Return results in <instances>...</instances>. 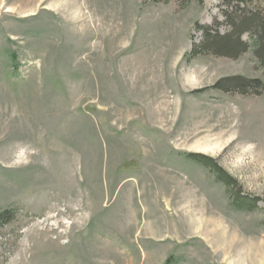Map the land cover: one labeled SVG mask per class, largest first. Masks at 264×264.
Masks as SVG:
<instances>
[{"label":"rangeland","instance_id":"obj_1","mask_svg":"<svg viewBox=\"0 0 264 264\" xmlns=\"http://www.w3.org/2000/svg\"><path fill=\"white\" fill-rule=\"evenodd\" d=\"M223 8L0 0V264H264L258 43L191 54ZM236 75L261 87L214 86Z\"/></svg>","mask_w":264,"mask_h":264},{"label":"trees","instance_id":"obj_2","mask_svg":"<svg viewBox=\"0 0 264 264\" xmlns=\"http://www.w3.org/2000/svg\"><path fill=\"white\" fill-rule=\"evenodd\" d=\"M160 2L165 0H146ZM189 1V0H186ZM202 2L203 0H197ZM224 7L222 13L225 17L229 30L221 33L217 26L200 25L199 29L204 36L200 42H194L191 54L196 55L202 52H212L217 55L228 57H237L248 47V44L242 40V36L246 32L253 33L258 46L255 54L264 65V0H220ZM253 3V9L248 10L247 4ZM243 5V7L241 6ZM257 7L259 10H254ZM215 87L231 91L238 90L241 93H247L251 89L258 90L261 87L259 79H250L244 76H229L219 79ZM192 157L201 163L209 166L221 176V178L233 187L235 203L241 207L253 208L258 205L259 198L242 194L240 185H237L236 179L228 175L217 163L215 159L193 154ZM237 185V186H236ZM236 186V188H234ZM9 210L0 212V225L4 221L10 220Z\"/></svg>","mask_w":264,"mask_h":264}]
</instances>
